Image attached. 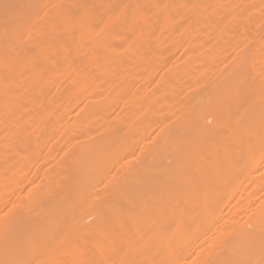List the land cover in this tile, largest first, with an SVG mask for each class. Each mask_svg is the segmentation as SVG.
<instances>
[{
    "label": "bare ground",
    "instance_id": "obj_1",
    "mask_svg": "<svg viewBox=\"0 0 264 264\" xmlns=\"http://www.w3.org/2000/svg\"><path fill=\"white\" fill-rule=\"evenodd\" d=\"M0 264H264V0H0Z\"/></svg>",
    "mask_w": 264,
    "mask_h": 264
},
{
    "label": "rangeland",
    "instance_id": "obj_2",
    "mask_svg": "<svg viewBox=\"0 0 264 264\" xmlns=\"http://www.w3.org/2000/svg\"><path fill=\"white\" fill-rule=\"evenodd\" d=\"M86 56H87V54H86ZM88 56H89V55H88ZM88 56H87V57H88ZM93 57H94V56H93ZM89 58H90V57H89ZM89 58H88V59H89ZM84 59H85V56H84ZM84 59H83V60H84ZM88 59H85V60H88ZM92 60H93V59H92ZM140 69H141V68H139V69H137V70L140 71ZM137 70H136V71H137ZM141 70H142V69H141ZM136 71H135V72H136ZM138 73H139V72H138ZM140 73H141V72H140ZM59 74H61V73H58V75H59ZM136 74H137V73H136ZM136 74H134V78L137 77ZM55 75H56V73L54 74V76H55ZM58 75H57V76H58ZM132 75H133V73H132ZM132 75H131V76H132ZM57 76H56V77H53V79L56 78V80H58V78H59L60 76H62V77H61L62 79H59L60 81H58V83L61 82V80H64V79H63V77H64V76H63V73H62V75H60V76H58V77H57ZM131 76H130L129 78H130L131 81H133V79H131ZM64 78H65V77H64ZM137 79H138V78H137ZM137 79H135L134 82H135ZM54 80H55V79H54ZM56 80H55V81H56ZM132 83H133V82H132ZM149 86L152 88V85H150V83H149V84H148V89H147L148 91H149V88H150ZM151 88H150V89H151ZM54 89H55V88H54ZM53 91H54V90H53ZM117 107H120L119 104L117 105ZM53 140H54V139H53ZM57 140H59V139H57ZM55 141H56V140H55ZM59 142H61V141H59ZM55 144H56V143H55ZM57 144H58V142H57ZM47 146H48V145H47ZM55 146H56V145H55ZM43 148H44V147H43ZM43 148H42V151L45 152V153H43V156H44V154H47L48 151H47V149H46L47 152L45 151L46 146H45L44 150H43ZM42 151H41V153H42ZM49 153H50V152H49ZM49 153H48V154H49ZM46 156H48V155H46ZM49 156H51V155L49 154ZM51 157H52V156H51ZM41 160H42V159H41ZM41 160H40V161H41ZM33 161H34V159H33ZM33 161L31 160L29 163H31V162H33ZM35 161H36V160H35ZM38 161H39V158H38ZM41 162H42V161H41ZM29 163H27V164H29ZM37 163H38V162H37ZM39 163H40V162H39ZM39 163H38V164H39ZM27 164H26V168H27V169H24V170H26V171L29 170V172L32 171V173H30V175L33 174L34 176H36V174H37L36 171H35V174H34V173H33V172H34V171H33L34 168L32 169V166H34V164L32 163L33 165H29V166H30L29 168H31L32 170L28 168ZM38 164H35L34 167L36 168V166H38ZM39 169H40V167L38 166V167L36 168V170L39 171ZM24 170H23V173L20 171L21 174H24V173H25ZM30 170H31V171H30ZM29 172H28V173L26 172V176L28 175V177H30V176H29ZM21 174L19 173V175H21ZM21 176H22V175H21ZM34 176H33V177H34ZM28 177H27V178H28ZM31 177H32V176H31ZM17 187H20V185L17 186ZM17 187H16V188H17ZM19 190H20V189H19Z\"/></svg>",
    "mask_w": 264,
    "mask_h": 264
}]
</instances>
